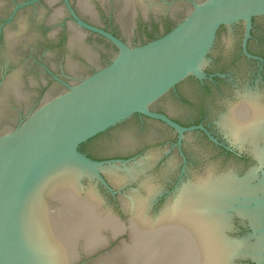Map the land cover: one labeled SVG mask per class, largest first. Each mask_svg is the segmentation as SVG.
Here are the masks:
<instances>
[{"label":"water","instance_id":"obj_1","mask_svg":"<svg viewBox=\"0 0 264 264\" xmlns=\"http://www.w3.org/2000/svg\"><path fill=\"white\" fill-rule=\"evenodd\" d=\"M64 1L79 26L109 42L71 25L69 42L47 40L28 11L6 30L0 264H264V69L260 99L239 98L225 84L201 92L189 78H203L221 47L216 64L244 91L256 63L228 65L241 31L234 22L245 21L246 40L264 0L75 1L119 38ZM257 22L264 54V17ZM221 25L228 28L216 37ZM147 31L160 35L149 40ZM48 66L65 83L53 81ZM152 107L182 122L204 114L221 132L218 142H248L260 168L187 132L201 125L182 126ZM157 120L177 132V143ZM133 152L139 156H88Z\"/></svg>","mask_w":264,"mask_h":264},{"label":"flooded vegetation","instance_id":"obj_2","mask_svg":"<svg viewBox=\"0 0 264 264\" xmlns=\"http://www.w3.org/2000/svg\"><path fill=\"white\" fill-rule=\"evenodd\" d=\"M28 1H31V0H0V47H3L4 44H6V41H5L6 30H8L11 27V25L14 23L17 16L20 13H22L23 11L30 12V15H31L30 18L38 22V24L40 26L41 34L47 40L51 41V39L57 37L58 43H60L62 45H64L66 42H69V32H70L69 27H70V25L73 26V28H75V29L77 28V29L85 30L89 33L95 34L98 37L105 39L104 37L100 36L99 34L94 33L92 31H89V30L79 26L77 24V22L71 16V14L68 10V7H67L64 0H33L31 3H27L21 7H17L18 5H21V4L26 3ZM67 1L69 2L70 6L73 8L75 13L84 22L89 23L93 26L99 27V28H101V29H103V30H105V31H107V32L111 33L112 35L119 38V36H117V34L112 32L111 30H108V29L102 27L101 25H98L94 21L88 19L83 14H81L76 7V3H75L76 0H67ZM79 3H80V1H79ZM8 7H10V9H8ZM57 8L60 9V13L57 14V17H53V14L55 13V10ZM63 10L66 14V17L61 20L60 18H61ZM260 17H264V15L253 16L251 18V27L249 29V34H248L246 40H245V33H246L245 21L239 20L237 22H234L239 27V29L241 31L238 35V41H237L238 47L235 49V52H236L235 55L236 56L234 57L233 60L231 59V63L228 65H233L236 61H238L240 59L247 60L249 62L252 61V62L256 63L255 76H253V79L248 81L247 85L244 88V91L241 90L237 85L240 82L237 81V83H236V81L233 80V75L231 73V70H229L228 67H223V66L221 67L218 64H216L218 56L222 53V49H223L220 47V45H221L220 44V45H218L220 48L216 49L217 54H216V52L214 53V51L209 54L210 62L203 68V70L205 72V76L203 78H198L195 76H189L191 81L195 85H197L198 88H200L199 90L201 92L202 91L206 92V93L212 92L214 87H218V86L225 84V85H230L228 87H230L231 90H234V91L236 90V93H237L239 98L244 93H253V94H257L259 96V99H260V84L262 82V80H260V73L264 69V54L259 49L260 48L259 46L263 42V37H262L261 33L259 32L260 24L257 22V18H260ZM228 25H230V24H228ZM222 27H224L225 29L228 28L227 25H221L216 32V37L219 36L218 32ZM169 29H171V28L166 29L167 32ZM147 34H148L147 37L149 40L158 38V36L160 35V34H156V33H149L148 31H147ZM226 35H229V31H228V34L226 32ZM106 41H108V40H106ZM47 49H49V48H47ZM246 52L249 53L251 56H248L246 54ZM46 69L48 70V72H49L48 75L51 77V79L52 80L54 79L53 81L65 83L63 81V79H61L60 75H56L55 72L49 68V66L46 67ZM42 88H45V85H42ZM42 94H43V92H41L38 95V97L40 98L42 96ZM174 94H175V97L177 99L181 100L182 102H189L188 99L177 88L175 89ZM151 109L153 111H157V112H161V113L166 114L172 120L176 121L177 123H179L180 125L185 126V127L201 125L203 128L197 127V128L192 129V130H189L187 132L197 131V132L203 133V134L207 135L209 138L211 137L212 139L211 138L210 139L213 140L214 142L217 141L216 138L219 139L218 136L221 134V132L219 130L212 128V123H213L212 120L207 119V117H205L204 114H201L200 116H198L197 118H195L191 121L182 122V121L178 120L177 118L173 117L171 114H169L165 109H157V108H153V107ZM138 115L144 119L148 118L142 114H138ZM148 119H151V118H148ZM151 120H155V119H151ZM158 122H160V121H158ZM160 123H162V122H160ZM162 124H164V123H162ZM164 125H166V124H164ZM167 127L175 134L174 140H175V143H177L178 142L177 132L173 128H171L169 126H167ZM187 132H185V133H187ZM222 138H225L224 139L225 144H222V143L217 141L221 145V146L219 145L221 149H224V151L226 150L227 153L236 154L238 156V158L245 163H249V162L253 163L254 162L256 164V166L260 168V160L256 156H254V154L251 152V150L249 148L246 147V145L249 146L248 142H240V144H237L234 142L235 140L233 142L231 141V139L233 137H231L229 135H227V137L223 136ZM182 141H183V137L181 139L180 145H182ZM221 141H222V139H221ZM179 147L181 149V146H179ZM181 153H182L181 156L183 159L182 160V162H183L182 166H185L187 159H186L183 151H181ZM88 156H90L94 159H111V158H130V157H134V156H139V154L133 152V153H127V154H115V155H106V156H92V155L88 154ZM243 227L245 229H247V226L244 225Z\"/></svg>","mask_w":264,"mask_h":264},{"label":"trees","instance_id":"obj_3","mask_svg":"<svg viewBox=\"0 0 264 264\" xmlns=\"http://www.w3.org/2000/svg\"><path fill=\"white\" fill-rule=\"evenodd\" d=\"M169 30H170V29H169ZM169 30H168V31H169Z\"/></svg>","mask_w":264,"mask_h":264}]
</instances>
